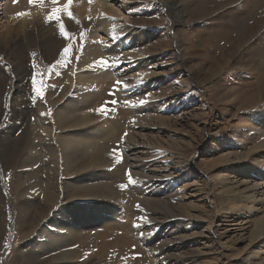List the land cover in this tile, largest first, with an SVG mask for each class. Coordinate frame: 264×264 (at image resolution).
Masks as SVG:
<instances>
[{
    "label": "rangeland",
    "instance_id": "1",
    "mask_svg": "<svg viewBox=\"0 0 264 264\" xmlns=\"http://www.w3.org/2000/svg\"><path fill=\"white\" fill-rule=\"evenodd\" d=\"M6 1L0 0V12ZM105 1L114 10L106 14L109 21L122 29L121 46L115 45L122 43L118 36L99 31L95 15L84 20L70 7L75 19L62 13L70 38L55 20L42 34L31 18L18 41L0 49V210L5 203L8 220L1 212L0 264H57L51 259L67 252L74 253L69 264H264V205L247 211L241 209L246 200L236 198L264 191V173L256 171H264V24L248 39L238 25L242 19L252 25L264 6L249 20L256 0ZM21 12L8 19L1 14L0 33L10 27L15 34ZM88 20L98 33L92 42ZM86 43H97L107 67L85 56ZM68 44L71 53L63 57ZM18 50L17 57L9 55ZM33 75L37 87L40 80L45 84L42 97L33 89ZM88 76L106 78L89 88L76 84ZM78 89L101 92L89 116L116 129L99 151H79L65 171L54 136L63 127H56L55 114ZM58 96L60 103L49 100ZM105 102L107 113L97 112ZM41 119L52 122L56 133L47 135ZM132 144L143 154L130 155ZM129 175L135 184H128ZM91 179L113 191L86 188L96 183ZM6 194L15 204L25 202L14 228ZM94 205L114 218L104 244L93 238V229L82 239L68 229L74 227L69 219L81 221ZM53 215L68 226L43 230L45 219L36 226L39 217ZM232 220L241 225L237 233L227 231ZM93 227L103 230L98 222Z\"/></svg>",
    "mask_w": 264,
    "mask_h": 264
},
{
    "label": "bare ground",
    "instance_id": "2",
    "mask_svg": "<svg viewBox=\"0 0 264 264\" xmlns=\"http://www.w3.org/2000/svg\"><path fill=\"white\" fill-rule=\"evenodd\" d=\"M13 1H15V4L13 3ZM47 2H52V0H43V3L37 2L35 4H30L29 0H9L8 3L6 1L5 5H4V3H1L3 5V8H1V9H3V10H2V12H0V15L3 13L7 14V17H6L7 19L9 18L10 13H15L17 11L21 12V10H24L22 12L29 13L28 15H24L22 17L20 16L18 23H17L18 28H16V30H15L16 32L13 31V32H15V34L10 32L11 31L10 27H9V30L5 31L4 33L3 32L0 33V47H1L0 49L2 52L5 51L4 48L6 46H8L10 44V42H11V44H13V43L15 44L18 41V39H19L18 36L20 34L19 32H21L22 29L24 30V27L26 24L31 23V22H29V20L31 18H33V19H31L32 21H36V24H38V26H39L38 30H40V32L42 34H45L48 30H50L53 27V25L49 24V22L43 21L47 17L48 13L51 11L52 7H54L51 5L46 6ZM220 2H222V0H220ZM65 3H66V0H58V3L56 5H57V7H61ZM263 6H264V0H256V2L253 3L251 6L250 14H249V12L247 13L248 19L250 20L251 18H254L255 15L257 14V9L261 8V7L263 8ZM70 7H74L76 13L79 16H81V18L84 20L86 19V17H90L89 15H92V16L95 15V17L98 18V21L100 24V26H99L100 30L99 31H103L105 37L111 39V38H114L115 36L116 37L118 36L120 38L119 40H121L122 43L117 41L116 42L117 44H115V45L121 46L124 43H126V42H124V37H122L123 35L120 33V32H122V29H120V27L116 23L113 24L111 21H109V18L106 16V14L114 13V10L112 7L107 5L105 0H97L95 3H92L89 0H73V3ZM247 7H248V5H247ZM1 18H5V17H1ZM239 22L240 23H238V25L241 26L242 28H244V32H245L243 35V38L248 39V37L251 36V33L252 34L255 33V31L261 27L262 23L264 24V10L261 12L259 17L254 20L252 25L243 24L244 23L243 19L239 20ZM87 25L90 27L88 29V32H89L88 33V40H90V42H92L93 40L98 38V33L96 31L95 26H92V25L90 26L89 20L87 21ZM254 25H255V30L252 27ZM15 26H16V24H15ZM17 29H19V30H17ZM119 33H120V35H119ZM247 33H249V34H247ZM10 37H12V39ZM44 44H47V43L45 42ZM110 47L111 48L108 50L110 53H113V54L120 56L119 52L116 51V47H113V46H110ZM20 52H21V50H18V51L9 53V55L17 57V55ZM84 52H85V56L88 59H90V57H92L93 55L98 59H102V57H103V55L101 54V52L98 49L97 43H96V45L86 43L85 48H84ZM87 62H89V60H87ZM105 78H106V76L80 77L76 84L85 83L87 85V87L89 88V86H92L93 84L98 85L100 83V82H97L96 79L102 81V80H105ZM18 90H20V89H18ZM100 95H101V92H94L93 93L92 91H89V90L79 91V89H78L73 94V97H72L73 99H71L70 101H66V99H64L62 101V103H60L59 102V100H60L59 96L56 99H49V100H54V103H56V102L60 103V105H58V107H57V111L55 114V116H56V127L58 129H60V127H63V131L61 132L62 133L61 136H64V137L62 138L60 136V134H55L56 133L55 130L57 128L55 129V126H54V124H52V122L46 121V124H45L44 120L41 119L42 120L41 124H43L42 126L44 127V131L47 135L50 136V135L55 134L54 136H57V138L60 139L59 143H58V146H59L58 147L59 148L58 154H59V156L55 155L57 152L56 151V152H54L53 157L55 159L57 156L58 157L65 156L64 163H62L63 170H65V171H67L69 168H71V166H73L74 162L79 157L77 155V153L79 151H82L81 154H85L87 151H94V152H95V150H96V152L99 151L102 148V145H104L103 142L109 140V139H107V136H109L111 134V132L112 131L114 132V130L116 129V127L113 124L111 125L107 122H102L100 124L95 123V122L93 123V119L89 116V111H90L91 107L94 104H96L97 99L100 97ZM8 104H10V102ZM77 113L81 114V116H79L78 118L75 117V119L71 121L72 123L64 125V123L70 121V120H67L69 117H72L73 115L75 116ZM263 122H264V120H263ZM95 126L96 127L98 126L97 129L95 128ZM80 127L82 128V132L79 134L78 129H80ZM100 128H104V130L101 132L102 129L100 130ZM52 130L55 133H52ZM75 130H76V132H75ZM67 131H68L69 136H71V138H67V136L64 135V133H66ZM132 139H134V138H132ZM35 150H37V149H35ZM130 152H133V154L130 153V155H132L135 158H137L139 155L143 154V151H141L139 149V147H137L136 144H132V146H130ZM39 156L40 155H38V157ZM98 164H99V162H98ZM139 167H141V166H139ZM256 171H257V175H259V173H264V171H261L258 169H256ZM92 175H94V173ZM88 176L89 177H87V178H90L91 174H88ZM101 179H105V178L101 176ZM251 179H253V178H251ZM90 181H96V183H93L92 186H89L86 188L92 187V188L97 189V190L105 191L109 194H111V192L113 191V189L111 188V184H107L104 181H100V183H99L98 179H96V180L91 179ZM235 181H237V180H235ZM44 190L46 192L49 191L45 187H44ZM263 194H264L263 190L260 192H250V194L245 195V196L243 195L242 192H239V193H236V198L241 200V201H242V199L246 200L245 206H247V207L243 206V207H241V209L246 208L247 211H249V210L252 211L253 208L255 209V205H258L259 207H262V205H264ZM6 195L8 196L9 201H10V205L12 206V209L14 210V212H12L13 218L15 219L12 222V225L14 228L16 226V223H17L16 221L18 220L17 217L18 218L20 217L18 210L22 209V207H23L22 205H24L25 202L22 203L21 201H19V202L17 201V203L15 204L16 200L11 195H9V194H6ZM257 195H259V196H257ZM242 197H244V198H242ZM29 202L30 201H27L26 203H29ZM247 204H249V205H247ZM3 205H2L4 207L3 210L5 211V208H6L5 203ZM251 208H252V210H251ZM109 209L111 210L112 208L109 207ZM3 210L2 209L0 210V214H2L4 212ZM104 210H105V208L104 209L99 208L98 211H96L95 205L94 206H88L87 212H86L87 217L86 218L82 217L81 221H73L72 219H69V217H68L69 222L74 225L73 228L68 227L69 231L71 233H75L77 235V238L82 239L84 237H88V235L91 236L92 235V234H90L91 229H93V230H95L94 231L95 234L93 233L94 236L92 235L93 238H96V240L100 239L104 244L105 237L110 235V233L112 231V229L109 227V221L112 222L114 219L113 217L109 218V215L107 216V214L104 213ZM3 215H4V213H3ZM21 216H22V214H21ZM43 216H45V215H43ZM1 217H3V216H1ZM42 217H39V220L36 223V226L40 227L41 226L40 224L42 223L43 219L47 220L46 223L42 226L43 230H45L47 225H49V224L50 225L52 224L54 227H59V228H62V227L66 228V226H68L67 221L65 222L62 218H59V217L57 218V216L55 217V215H53L49 218H42ZM4 220L7 223L8 220L6 221L5 215H4ZM97 222H98L100 227L102 226L103 230H101V231L96 230L93 227L94 224H96ZM239 224L240 223H237L234 220H232L231 224H229L230 227L227 229V231L237 233L239 227H241V225H239ZM4 225H5L4 222L0 221V232H1V229L4 228ZM19 226H20V224H19ZM19 226L17 225V227H19ZM22 227H24V226H22ZM42 228L40 229L39 232H36L37 234L34 235V238L37 239L41 236ZM83 230H88V231L82 235ZM239 230H241V229H239ZM34 231H35V229L31 228V229H29L28 232L30 234V233H33ZM63 246H65V244H63ZM21 254L22 253H17L19 260H21V258H23V256L20 257ZM73 254L69 253V252L62 253L59 256L52 258L51 261H54L57 264H60V263L61 264H69L70 262H72L71 260L74 258ZM261 254H263L262 257H264V251H261ZM28 255H30L29 252H28ZM25 260H27V259H25ZM89 264H90V261H89Z\"/></svg>",
    "mask_w": 264,
    "mask_h": 264
},
{
    "label": "snow or ice",
    "instance_id": "3",
    "mask_svg": "<svg viewBox=\"0 0 264 264\" xmlns=\"http://www.w3.org/2000/svg\"><path fill=\"white\" fill-rule=\"evenodd\" d=\"M43 3V0H29V3L30 4H35V3ZM91 2V0H90ZM52 3L54 5V7H52L50 13L47 15L46 17V22H52L53 20L59 22V30H60V34L65 37V38H70L71 37V33H69L67 30H66V26L65 24L62 22V13H67V15L72 18V19H75V16L73 15V13L70 11V6L72 5L73 3V0H66V3L61 6V7H57L55 6L57 3H58V0H52ZM29 13H24V12H21V13H17L18 16H24V15H28ZM71 48H72V45L71 44H68L63 50H62V56L63 57H68L71 53ZM61 61H58V63H60ZM100 65L104 66V67H107L108 66V62L106 60H104L103 58L98 62ZM32 83H33V89L34 91L39 95V96H43L44 95V91H45V84L43 82V80H40L39 82V87H37V78H36V75H33L32 77ZM119 83V82H117ZM109 102H105V105H102L100 108L96 109L97 112H101V113H107L108 111V108L106 107V105L108 104ZM111 103L115 104L116 101L113 100L111 101ZM140 103H144V101H140ZM125 136H126V133H125ZM123 139V137H122ZM113 152L114 153H117V149H113ZM121 159V157L119 156V154H117V161L119 162ZM136 183V180L133 179L131 177V175L128 176V184H135ZM128 185L126 184H121L119 185V187L121 189H125Z\"/></svg>",
    "mask_w": 264,
    "mask_h": 264
}]
</instances>
